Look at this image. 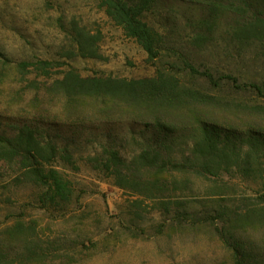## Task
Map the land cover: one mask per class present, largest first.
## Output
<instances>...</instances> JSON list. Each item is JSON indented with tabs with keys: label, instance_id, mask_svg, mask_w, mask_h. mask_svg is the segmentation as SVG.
<instances>
[{
	"label": "rangeland",
	"instance_id": "rangeland-1",
	"mask_svg": "<svg viewBox=\"0 0 264 264\" xmlns=\"http://www.w3.org/2000/svg\"><path fill=\"white\" fill-rule=\"evenodd\" d=\"M213 1L234 0H153L142 19L162 37V47L151 61L98 0H0V54L9 60L0 62V135L12 138L29 126L48 158V147L55 149L53 159L41 160L44 171L56 169L72 187L70 201L42 203L46 189L29 167L0 155V264H236L216 216L263 193L264 153L254 178L235 169L214 178L184 171L164 173L162 183L151 185V160L135 159L150 150L183 163L198 132L165 135L129 121H68L72 115L46 90L68 68L84 79L127 81L160 72L187 89L264 105V95L242 89L254 83L264 92V38L251 39L239 30L240 19L210 11ZM250 6L247 17L264 19V0ZM38 61L55 64L50 77L14 68ZM209 72L214 80L230 75L236 82L214 89L204 77ZM110 153L120 163L106 169ZM247 228L234 235L248 252L242 264H264V226Z\"/></svg>",
	"mask_w": 264,
	"mask_h": 264
},
{
	"label": "trees",
	"instance_id": "trees-1",
	"mask_svg": "<svg viewBox=\"0 0 264 264\" xmlns=\"http://www.w3.org/2000/svg\"><path fill=\"white\" fill-rule=\"evenodd\" d=\"M98 1L105 15L122 29L127 38L133 39L142 48L149 60L160 58L162 37L142 19L143 13L149 9L153 0H139L136 3L125 0ZM252 1L234 0L227 4L213 1L209 2V10H222L240 19L239 30L249 33L251 39L260 42V39L264 38V19L254 15L247 17V14L251 13ZM2 56L0 54V62L8 65L9 60ZM54 67L55 64L52 62L38 61L21 62L14 68L18 71L33 69L34 72L48 78ZM189 68L194 72L191 66ZM59 75L60 77L50 86H46L48 87L46 90L53 99L62 103L64 113L72 115L65 117L68 121L79 120L84 123L103 120L129 121L142 123L146 128L157 129L165 135L173 134L172 129L199 133V137L194 140L191 155L183 163L166 161L157 151L150 150H144L135 159L144 163L151 160V168L156 170L151 185L162 183V175L170 172L191 171L198 177L210 175L214 178L219 173L229 175L235 169L241 175L254 178L255 174L262 170L260 156L264 153L262 104L223 100L199 90L187 89L160 72L155 78L136 81L113 78L84 79L71 68L60 72ZM204 77L214 89L220 88L222 82H236L230 75L214 80L209 72ZM248 88L258 95H264L260 85L253 83L242 86L244 90ZM171 118H175V123ZM48 148L52 156L49 158L53 159L55 149ZM0 155L7 157L5 158L7 161L20 158L21 162L29 167V173L36 184L46 189L41 194L42 203L58 204L71 200L70 182L56 169L44 171L41 160L48 157L40 148V143L29 126H23L19 134L12 138L0 135ZM227 160L234 162L228 164L225 162ZM119 163L117 154L110 153L105 167L109 169L111 165L117 166ZM262 192L246 199L244 202L248 204L244 208L221 211L216 216L223 225V233H220L222 239L229 246H233L231 247L237 255L236 264H242V260L249 256L244 246L234 239L235 231L239 228L246 230L247 227L256 229L258 226H264V187ZM189 218L193 221L196 216ZM204 219H209V216ZM18 233L17 227L13 234ZM2 252L0 250V262L4 258Z\"/></svg>",
	"mask_w": 264,
	"mask_h": 264
}]
</instances>
